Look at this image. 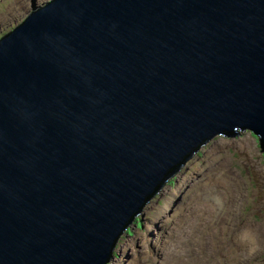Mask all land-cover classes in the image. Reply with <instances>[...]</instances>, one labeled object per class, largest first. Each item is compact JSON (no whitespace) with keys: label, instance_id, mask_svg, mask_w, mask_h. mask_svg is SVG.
Returning a JSON list of instances; mask_svg holds the SVG:
<instances>
[{"label":"water","instance_id":"95a60500","mask_svg":"<svg viewBox=\"0 0 264 264\" xmlns=\"http://www.w3.org/2000/svg\"><path fill=\"white\" fill-rule=\"evenodd\" d=\"M264 153V0H50L0 37V264H108L217 136Z\"/></svg>","mask_w":264,"mask_h":264},{"label":"rangeland","instance_id":"374dc122","mask_svg":"<svg viewBox=\"0 0 264 264\" xmlns=\"http://www.w3.org/2000/svg\"><path fill=\"white\" fill-rule=\"evenodd\" d=\"M48 1L0 0V37ZM261 152L249 131L210 140L150 199L108 264H264Z\"/></svg>","mask_w":264,"mask_h":264},{"label":"bare ground","instance_id":"6f19581e","mask_svg":"<svg viewBox=\"0 0 264 264\" xmlns=\"http://www.w3.org/2000/svg\"><path fill=\"white\" fill-rule=\"evenodd\" d=\"M49 1H50V0H49ZM49 1H48V2H49ZM46 3H47V2H46ZM46 3H44V4H46ZM44 4H42V5H44ZM42 5H40V6H42ZM40 6H39V7H40ZM39 7H35V6H33V9L31 10V12H32L35 8H39ZM17 23H18V22H17ZM17 26H18V25H17ZM11 28H12V27H11ZM220 183H221V182H220ZM236 188H237V187H236ZM207 189H208V188H207ZM236 190H237V189H236ZM208 191H209V190H208ZM236 193H237V192H236ZM223 194H224V193H223ZM223 194H222V195H223ZM217 195H218V194H217ZM215 198H216V195H215ZM225 198H226V197H225ZM223 199H224V198H223ZM216 200H217V199H216ZM218 200H219V199H218ZM245 201H246V200H245ZM219 202H220V201H219ZM228 202H229V199H228ZM219 204H220V203H219ZM223 204H224V203H223ZM219 207H220V206H219ZM219 207H218V208H219ZM249 215H250V214H249ZM251 216H252V215H251ZM137 219H138V218H137ZM137 219H136V220H137ZM249 219H250V218H249ZM136 220H135V221H136ZM135 221H134V222H135ZM249 221H250V220H249ZM222 223H223V222H222ZM223 224H224V223H223ZM138 225H139V224H136V228H138ZM131 226H132V225H131ZM131 226H130V228H131ZM262 226H263V225H262ZM130 228H129L127 231H129ZM173 228H174V227H173ZM175 228H176V227H175ZM260 228H261V227H260ZM171 229H172V228H171ZM172 230H173V229H172ZM226 230H227V228H226ZM256 230H257V227H256ZM260 230H261V229H260ZM263 230H264V229H263ZM127 231H126V232H127ZM130 231H131V230H130ZM227 231H228V230H227ZM258 232H259V231H258ZM260 234L263 235V232L260 233ZM262 235H260V236H262ZM239 236H240V234H239ZM239 236H238V237H239ZM233 237H234V236H233ZM254 237H256V236H254ZM241 238H242V237H241ZM242 239H243V238H242ZM246 240H247V238H246ZM118 241H119V240H118ZM244 241H245V240H244ZM236 242H237V241H236ZM117 243H118V242H117ZM236 244H237V243H236ZM116 245H117V244H116ZM239 245H240V244H239ZM232 246H233V245H232ZM115 249H116V246H115V248H114L113 253H115ZM232 250H233V249H232ZM234 251H235V250H234ZM231 253H232V252H231ZM232 256H233V255H232ZM114 258H115V257H114V255L112 254V257H111L110 261L113 260ZM110 261H109L108 263H110Z\"/></svg>","mask_w":264,"mask_h":264},{"label":"trees","instance_id":"16d2710c","mask_svg":"<svg viewBox=\"0 0 264 264\" xmlns=\"http://www.w3.org/2000/svg\"><path fill=\"white\" fill-rule=\"evenodd\" d=\"M138 222V221H137ZM127 233L128 234H132V232L129 230V231H127ZM113 255H114V257H116V254L115 253H113Z\"/></svg>","mask_w":264,"mask_h":264},{"label":"flooded vegetation","instance_id":"af4514ba","mask_svg":"<svg viewBox=\"0 0 264 264\" xmlns=\"http://www.w3.org/2000/svg\"><path fill=\"white\" fill-rule=\"evenodd\" d=\"M125 233H127V232H125ZM127 235H129L128 233H127ZM130 237V236H129Z\"/></svg>","mask_w":264,"mask_h":264}]
</instances>
